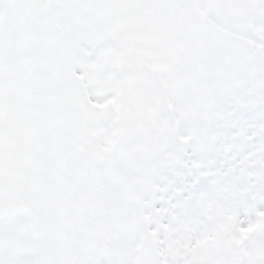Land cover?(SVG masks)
Segmentation results:
<instances>
[{"label": "snow or ice", "instance_id": "1", "mask_svg": "<svg viewBox=\"0 0 264 264\" xmlns=\"http://www.w3.org/2000/svg\"><path fill=\"white\" fill-rule=\"evenodd\" d=\"M0 264H264V0H0Z\"/></svg>", "mask_w": 264, "mask_h": 264}]
</instances>
